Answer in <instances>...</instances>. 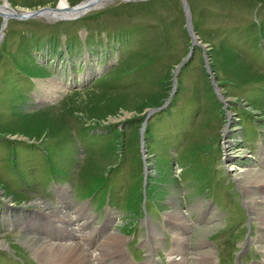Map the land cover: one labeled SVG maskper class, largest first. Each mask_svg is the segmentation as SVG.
Returning a JSON list of instances; mask_svg holds the SVG:
<instances>
[{
	"label": "rangeland",
	"instance_id": "obj_1",
	"mask_svg": "<svg viewBox=\"0 0 264 264\" xmlns=\"http://www.w3.org/2000/svg\"><path fill=\"white\" fill-rule=\"evenodd\" d=\"M6 1L35 9L61 0ZM186 2L204 48L191 46L176 72L191 42L180 0H112L67 19L7 18L0 39V240L10 246L0 247V264H42L20 241L30 243L35 227L37 237L53 242L44 231H54L49 214L59 207L80 221L75 207L93 214L98 230L94 243H85L91 249L116 227L135 264L167 263L174 208L190 221V256L205 250L204 238L216 264L264 263V226L252 205L264 191L252 184L246 192L244 184L247 172H264V0ZM87 69L93 71L81 77ZM57 83L65 86L57 91ZM28 215L34 224L20 226ZM148 220L163 237L151 252ZM54 224L62 226L57 218Z\"/></svg>",
	"mask_w": 264,
	"mask_h": 264
},
{
	"label": "bare ground",
	"instance_id": "obj_2",
	"mask_svg": "<svg viewBox=\"0 0 264 264\" xmlns=\"http://www.w3.org/2000/svg\"><path fill=\"white\" fill-rule=\"evenodd\" d=\"M111 1L112 0H93L90 4L88 3L87 7H82V5H80V4L86 2L85 0H83V1L78 3L79 6L69 8L67 1L61 0L57 4L61 8L58 9V11L57 10L56 11H49L50 13L46 14L45 16H47V17L53 16L54 19L56 18L55 15L72 16V15H76V13H78L80 11L85 12V11L92 9V8L94 9L97 7H101L103 2L107 3V2H111ZM83 8H85V9H83ZM81 15H83V14H81ZM190 23H191V21H190ZM189 32H193V33L196 32L193 29L192 24H190ZM196 45L202 46L197 35L194 36L192 47H194ZM202 47L204 48V46H202ZM91 71H93V70L87 69L81 75V77L83 75L88 76ZM50 79L51 78H49V80ZM52 82H56V81L53 79ZM61 84H62V87L65 86V84H63V83H61ZM61 84L57 83V87H56L57 91L61 89ZM46 87H48V86H46ZM56 90L53 91V89L50 87L49 93L54 95ZM51 94H48V95H51ZM167 102L168 101H166L162 106H164ZM223 102H224V100H223ZM241 175H243V174H241ZM245 177H247V181L244 183L246 192L248 190L252 191V184L253 185L256 184L257 186H259L260 191H264V172L262 173L260 171L258 172V171L252 170V171H250V173L247 172ZM61 189H62V192L65 191L64 188H59L60 191H61ZM259 198L263 200L264 196H261ZM262 200L253 199L252 205L253 206L258 205L259 207L258 208L256 207V208L259 211H262V212L258 211L257 217H258V219H260L261 225L264 226V209L260 207L261 205H259V204H264V201H262ZM77 204H79V203H77ZM252 205H251V207H253ZM73 206H74V204H73ZM210 208L211 207L208 206V209H210ZM87 209L88 208L82 209L81 207H79V208L75 207L74 208V212H76L77 215L80 214V215L84 216L83 220H81V221H80L79 216H75L72 213H67V212L61 213L60 212V214H59L58 211L60 210V207L54 208L53 209L54 211H50V214L49 213L48 214L50 215L51 221H49L47 228L50 229L53 227L54 231L53 232L44 231V233H45V235L50 236L53 242L46 241L43 239V237L42 238L37 237L36 236L37 234L35 233V230H34L35 227L33 230L31 228V230L29 231V233L31 235V242L29 241L30 243L20 241L19 239L18 240L20 242H22V244H25L28 247V250L34 255L36 260H38V262H40L42 264H68V263H71L74 261H77L80 264H104L102 260L109 259V258H111L112 260H120L125 264H135L134 262L131 261V259L129 258V255L127 254V252L122 247V242L124 241V236L119 232L114 233L115 229H117L116 227H114L112 230H110V232H112V233H108L99 242V244H97L95 247H92L93 249H91V247H89L87 244H85L87 241H92L91 236H93L94 235L93 233L96 230H98V226L94 227V222L91 220L93 218V214L91 215V214L85 212ZM108 211H109V209L107 210V212ZM13 212H15V211H13ZM185 213H186V211H182L181 208H177V209L174 208L173 212L167 214V220L169 218L170 220L173 221V222L170 221L169 225L171 223H173L172 236H173L174 243L172 244L171 248L166 246V248H170V249L167 250L168 261H167V263H164V264H216V262L214 260V256H213L214 251L210 249L211 246L210 247L208 246L209 247L208 248L206 246V244H204L206 242V241H204L205 240L204 238H202L203 240L199 243V245H203L204 247H206L205 250L196 252V256H193V257H192V255L190 256L188 254L186 246H185V240H186L185 232H186V230L190 229L189 228L190 221L188 220ZM110 214H112V213H110ZM110 214L107 215L108 220H106L105 223H107L108 221L111 220L112 216ZM85 216H87V217L85 218ZM53 218L55 220L57 218L58 223H60L62 226H60L58 228L54 224ZM33 219L34 218L30 215L26 216L25 218L20 217L19 224H20V226L24 225L26 227L32 226L34 224ZM76 220H78V221H76ZM8 222L10 225L13 226V224H12L13 220L12 221L8 220ZM91 223H92L93 227H92ZM148 223H149L148 234L149 235L151 234L152 236L151 237L149 235L147 236L146 241H147V243L149 242V247H148L147 251L151 252V251H153V248H154L153 246H150V245H152L151 242L153 244H158L160 237L161 238H163V237L160 236L162 231L154 228V224L151 221L148 220ZM43 226L45 227L44 224H43ZM68 226H70V228ZM107 227H108V225H107ZM83 228H89L90 230L87 232H82ZM262 229H264V228H262ZM78 231H79V233L75 234V232H78ZM32 233H33V235H32ZM37 233H38V231H37ZM68 235L70 237H68ZM6 237H7V235H4V237H1V239L6 238ZM263 237H264V235H263ZM9 238H12V237H9ZM90 238H91V240H90ZM149 239H151V240H149ZM11 241H13V240H11ZM14 241L16 242V240H14ZM261 241H264V239ZM250 242H251V240H250ZM245 243L248 244V240L245 241ZM4 245H5V248H9L10 242L8 240H5V239H4V241L0 240V247L4 246ZM106 248H108V250H109L108 252L106 251ZM197 248H199V247H197ZM212 251H213V253H212ZM148 260H151V259L149 258ZM148 260L142 264H150V262ZM261 261L264 262V257Z\"/></svg>",
	"mask_w": 264,
	"mask_h": 264
},
{
	"label": "water",
	"instance_id": "obj_3",
	"mask_svg": "<svg viewBox=\"0 0 264 264\" xmlns=\"http://www.w3.org/2000/svg\"><path fill=\"white\" fill-rule=\"evenodd\" d=\"M82 1V0H80ZM79 1V2H80ZM86 2L80 4L82 5V7H87L88 3L90 4L93 0H85ZM181 1V4H182V8H183V12H184V16H185V26L188 30V34L191 38V42H190V48L189 50L187 51V53L184 55V57L177 63V65L175 66V72L177 71V69L179 68V66L190 56V53H191V46L193 44V39H194V34L193 32H189V27H190V18H189V10H188V5H187V2L186 0H180ZM79 2L73 4V5H70L69 8H73L75 6H79ZM103 4H106V3H102ZM61 7L59 5H57V3L53 6H41V7H37L35 9H17V8H14L12 6L9 5V3L6 1V0H2L0 2V17H1V20H0V38L2 37L3 35V27H4V24H5V21L7 18L9 17H14V18H26V17H33V16H39V15H46L48 13H50L49 11H58V9H60ZM85 9V8H83ZM83 12H78L76 13V15H72V16H59V15H55V19H60V18H72V17H75L77 15H80L82 14ZM52 18V17H51ZM203 61H204V67H205V70L206 72L209 74L210 76V80H211V84H212V88L214 89L216 95H218V97L220 99H222V96L221 94L219 93L218 91V87L215 83V80L213 79V76L211 75L210 73V69H209V65L207 63V59H206V55L205 53L203 52ZM223 100V99H222ZM168 101V100H165V102ZM164 102V103H165ZM161 107V105L159 106H156V107H153V108H150L149 109V112L153 111V110H156V109H159Z\"/></svg>",
	"mask_w": 264,
	"mask_h": 264
},
{
	"label": "flooded vegetation",
	"instance_id": "obj_4",
	"mask_svg": "<svg viewBox=\"0 0 264 264\" xmlns=\"http://www.w3.org/2000/svg\"><path fill=\"white\" fill-rule=\"evenodd\" d=\"M15 209H17V208H15Z\"/></svg>",
	"mask_w": 264,
	"mask_h": 264
}]
</instances>
